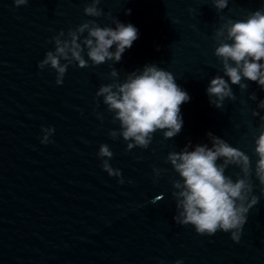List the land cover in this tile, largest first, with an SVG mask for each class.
I'll use <instances>...</instances> for the list:
<instances>
[{
	"label": "water",
	"instance_id": "1",
	"mask_svg": "<svg viewBox=\"0 0 264 264\" xmlns=\"http://www.w3.org/2000/svg\"><path fill=\"white\" fill-rule=\"evenodd\" d=\"M0 264H264V0H0Z\"/></svg>",
	"mask_w": 264,
	"mask_h": 264
}]
</instances>
